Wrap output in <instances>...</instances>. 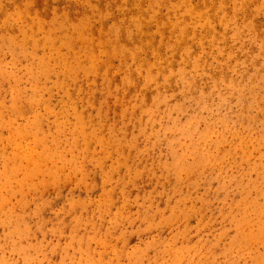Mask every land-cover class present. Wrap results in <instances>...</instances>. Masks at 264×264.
Masks as SVG:
<instances>
[{"label":"rangeland","instance_id":"rangeland-1","mask_svg":"<svg viewBox=\"0 0 264 264\" xmlns=\"http://www.w3.org/2000/svg\"><path fill=\"white\" fill-rule=\"evenodd\" d=\"M0 264H264V0H0Z\"/></svg>","mask_w":264,"mask_h":264}]
</instances>
